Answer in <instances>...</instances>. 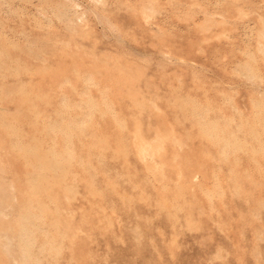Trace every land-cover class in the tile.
<instances>
[{
    "label": "rangeland",
    "instance_id": "374dc122",
    "mask_svg": "<svg viewBox=\"0 0 264 264\" xmlns=\"http://www.w3.org/2000/svg\"><path fill=\"white\" fill-rule=\"evenodd\" d=\"M0 264H264V0H0Z\"/></svg>",
    "mask_w": 264,
    "mask_h": 264
},
{
    "label": "bare ground",
    "instance_id": "6f19581e",
    "mask_svg": "<svg viewBox=\"0 0 264 264\" xmlns=\"http://www.w3.org/2000/svg\"><path fill=\"white\" fill-rule=\"evenodd\" d=\"M1 214V213H0Z\"/></svg>",
    "mask_w": 264,
    "mask_h": 264
}]
</instances>
